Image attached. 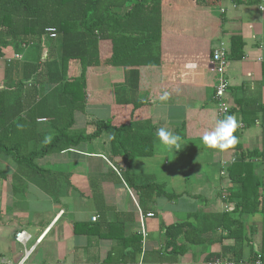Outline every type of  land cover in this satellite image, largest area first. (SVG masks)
I'll return each instance as SVG.
<instances>
[{
  "label": "crops",
  "instance_id": "0c3cea01",
  "mask_svg": "<svg viewBox=\"0 0 264 264\" xmlns=\"http://www.w3.org/2000/svg\"><path fill=\"white\" fill-rule=\"evenodd\" d=\"M232 37L242 39L244 58L228 64L227 101L234 105V99L241 97L255 106L262 105L264 0L258 4H236L231 0H162L160 66L138 69L136 101L141 105L139 108L124 103L125 69L113 68L104 62L110 57H106L109 50L106 44L104 47L99 44L104 51V57L100 51L101 65L87 68L84 61L67 62L63 80L84 81L86 85L85 111L84 114H75L74 126L66 133L69 138L92 135L98 121L117 127L151 123L184 135L178 151L167 149L156 136L153 157L134 161L132 168L134 176L162 184L165 194L175 199L158 198L149 206H143L149 211H142L138 196L124 182L119 167L104 153L93 155V147L85 143L67 152L38 158V167L48 174L36 173V182L13 179L17 167L11 156L1 155L0 168L7 177L0 179V264H104L116 243L98 236L110 234L106 226L95 231L89 228L99 221V217L95 222L91 221L98 216L92 200L94 191L102 195L104 207L112 210L107 219L125 223V238L132 234L141 236L142 252L136 264L211 262V257L221 254L222 248L232 242L222 240L213 244L212 240L209 241L211 237L205 236L208 241L197 247L185 244L180 237L177 244L185 246L184 254L175 260L164 261L159 254L166 241L165 227L185 220H189L192 226L200 225L203 214L228 212L232 219L243 221L249 236V244L243 249L244 257L250 258L252 249L258 251L264 217L232 213L234 204L223 199L232 184L227 180L222 187L221 167L225 164L223 170L227 173V168L235 163L234 152L212 150L201 141L202 132L211 129L218 119L212 99L211 52L220 44L228 49ZM30 46L22 47L20 52L10 48L2 50L0 90L8 83L5 82L7 60L21 57L20 61L10 62L15 71L9 73V83L21 78L24 61L35 62L30 58L36 54L35 45ZM189 64L196 67L189 69L186 67ZM30 90L31 85H27L26 98ZM165 90L169 92V99L161 102L158 97ZM233 116L242 125L237 129L240 130L238 141L243 150H260V115L253 127L245 129L239 114L236 112ZM52 136L50 131H39L38 145L46 144ZM164 155L173 157L172 163L166 158L162 160ZM252 162L254 174L263 180L264 162L255 158ZM162 165L168 169L163 170ZM114 212L119 214L118 218ZM148 214L153 217L147 218ZM193 215H197L196 218ZM140 216L143 217L144 235L141 234ZM20 231L30 236L25 248L14 240ZM27 250L30 253L24 259Z\"/></svg>",
  "mask_w": 264,
  "mask_h": 264
},
{
  "label": "trees",
  "instance_id": "16d2710c",
  "mask_svg": "<svg viewBox=\"0 0 264 264\" xmlns=\"http://www.w3.org/2000/svg\"><path fill=\"white\" fill-rule=\"evenodd\" d=\"M231 1L258 4L261 0ZM161 3L162 0H0V56L2 50L10 48L20 52L22 47H31V44L37 51L35 62L24 61L21 78L12 83H9V73L15 69L7 63L5 82L8 83L0 90V156L12 157L17 167L13 179L36 182V173L48 174L38 167V158L67 152L85 143L93 147V155L104 153L119 167L124 182L136 193L142 208L158 198L175 199L165 194L162 184L150 178L143 181L132 174L134 161L154 155V141L159 128L156 124L117 127L98 121L90 136L71 139L66 135L74 126L75 114H84L86 85L84 81L63 80L64 65L71 61H84L87 68L101 65L100 51L103 50L100 43L109 47L106 57H110L104 62L113 68L125 69L124 103H132L135 108L141 106L136 101L138 69L160 66ZM50 29L55 30L54 39L48 37ZM44 53L46 57L43 59ZM102 53L104 57V51ZM213 53L214 50L211 56ZM243 58L242 39L230 38L228 63ZM262 69L264 76V65ZM27 85H31V90L26 98ZM229 106L228 115L237 112L244 129L253 127L260 115L262 144L260 150L245 151L238 141L234 148L227 149L234 152L235 163L227 168L232 186L226 190L223 199L234 204L232 213L264 217V179L254 174L252 162L253 158L264 162V104L255 106L251 101L236 97L234 105ZM41 130L53 133L51 140L42 146L37 143ZM239 131L234 132L237 139L241 136ZM179 136L184 138L183 134ZM6 177L0 168V179ZM92 200L99 221L89 228L95 231L106 226L110 234L98 236L116 243L104 264H136L142 252L141 236L132 234L125 238V223L107 219L112 210L104 207L102 195L94 191ZM143 209L149 211L145 207ZM115 214L118 218L119 214ZM202 220V224L196 226L185 220L165 227L166 241L159 252L161 260H175L185 253V246L177 244L178 238L182 237L187 245L199 247L208 241L205 240L208 236L213 244L222 240L232 242L209 261L225 255L236 264L243 259L264 261V231L260 249H252L251 257L245 258L243 249L245 244H249V236L243 221L232 219L228 212L203 214Z\"/></svg>",
  "mask_w": 264,
  "mask_h": 264
},
{
  "label": "built area",
  "instance_id": "2783aa9c",
  "mask_svg": "<svg viewBox=\"0 0 264 264\" xmlns=\"http://www.w3.org/2000/svg\"><path fill=\"white\" fill-rule=\"evenodd\" d=\"M48 37L50 39L55 38V30L50 29L47 31ZM228 49L225 47V45L220 44L219 47L214 50L213 55L210 58L209 64L212 70V99L216 106V114L218 119H222L226 116H228L230 112V106L227 101V88L228 83L226 80V70L228 68ZM20 56H14L12 60H7L8 63L12 61H20ZM38 122H45V120H39ZM242 127V125H239V129ZM224 167L225 164H222L221 167V176H223L224 173ZM147 218H152V214L146 215ZM142 216H140V224H141V234L144 235L143 232V225H142ZM98 219V216H94L91 221L95 222ZM29 235L24 232L20 231L17 232L14 236L15 242H17L19 245H21L23 248H25L26 243L28 242ZM25 256H28L29 253L25 251ZM208 264H236V261L231 260L228 256H220ZM237 264H264V261L260 259H251V260H240Z\"/></svg>",
  "mask_w": 264,
  "mask_h": 264
},
{
  "label": "clouds",
  "instance_id": "9594fccd",
  "mask_svg": "<svg viewBox=\"0 0 264 264\" xmlns=\"http://www.w3.org/2000/svg\"><path fill=\"white\" fill-rule=\"evenodd\" d=\"M189 69H194V64L186 66ZM161 102H165L169 99V92L167 90L158 97ZM239 127L237 118L233 115H228L222 119H217L214 126L211 129H205L201 135V141L203 145L212 150L224 151L230 148H234L238 144V139L234 135V132ZM156 136L160 143L167 149L181 148V137L174 134L172 131L160 127L156 131Z\"/></svg>",
  "mask_w": 264,
  "mask_h": 264
},
{
  "label": "rangeland",
  "instance_id": "374dc122",
  "mask_svg": "<svg viewBox=\"0 0 264 264\" xmlns=\"http://www.w3.org/2000/svg\"><path fill=\"white\" fill-rule=\"evenodd\" d=\"M34 49V48H33ZM36 50V49H35ZM34 53H37V51H34ZM36 55V54H35ZM35 55L33 54V57L31 56L30 58H32L33 60H35L36 59V57H35ZM172 156V155H171ZM166 158V160L167 161H169L170 163H172V160H173V157H169L168 155H164V157H162V160L163 159H165ZM139 160V159H138ZM165 160V161H166ZM137 161V160H136ZM135 161V162H136ZM135 162H133V164L135 163ZM162 169L163 170H166V169H168L167 167H165L164 165H162ZM226 174L227 173H225V174H223V176H221V174H220V177L223 179V181H221L222 182V187L227 183V180L229 181V179H228V177L226 176ZM152 217H153V215H152ZM141 227V226H140ZM141 229V228H140ZM142 231V230H141ZM29 239H30V236H29ZM29 239H28V241H29ZM17 243V242H16ZM21 246V245H20ZM22 247V246H21ZM26 252H28V253H30V251L29 250H27ZM27 258V256H25L24 255V259H26Z\"/></svg>",
  "mask_w": 264,
  "mask_h": 264
},
{
  "label": "water",
  "instance_id": "95a60500",
  "mask_svg": "<svg viewBox=\"0 0 264 264\" xmlns=\"http://www.w3.org/2000/svg\"><path fill=\"white\" fill-rule=\"evenodd\" d=\"M46 57V54L44 53L43 55H42V58L44 59Z\"/></svg>",
  "mask_w": 264,
  "mask_h": 264
}]
</instances>
